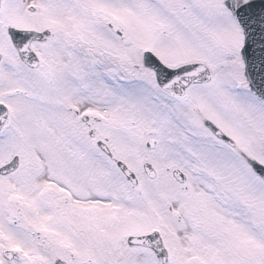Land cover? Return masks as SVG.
I'll return each mask as SVG.
<instances>
[{
  "label": "snow or ice",
  "instance_id": "1",
  "mask_svg": "<svg viewBox=\"0 0 264 264\" xmlns=\"http://www.w3.org/2000/svg\"><path fill=\"white\" fill-rule=\"evenodd\" d=\"M0 264H264V0H0Z\"/></svg>",
  "mask_w": 264,
  "mask_h": 264
}]
</instances>
